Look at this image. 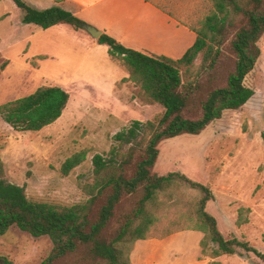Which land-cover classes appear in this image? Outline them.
Here are the masks:
<instances>
[{"label": "rangeland", "instance_id": "obj_1", "mask_svg": "<svg viewBox=\"0 0 264 264\" xmlns=\"http://www.w3.org/2000/svg\"><path fill=\"white\" fill-rule=\"evenodd\" d=\"M182 2L189 4L184 22L192 29L199 27L214 9L210 0ZM1 9L11 18L2 22L5 16L0 18V104L28 95L42 85H60L70 92L63 115L39 131L15 130L0 117V157L6 177L23 186L33 200L61 205L84 201L88 198L84 184L93 176V155L107 154L116 143L113 136L133 120L154 119L164 108L146 103L133 82L119 77L113 85L110 79L125 70L115 67L107 46L91 47L78 40L71 28L87 34L81 28L60 24L39 34L44 43L32 38L29 47L19 39L18 29L15 41L9 44L8 21L20 28L24 24L23 12L12 0H3ZM25 25L26 35L34 24ZM259 46L261 54L244 80L254 90L252 97L239 109L225 110L199 134L163 140L160 145L166 151L158 158L154 171H181L209 184L215 199L208 202L207 209L217 218L225 237L249 241L264 252V35ZM224 47L217 77H227L235 64L231 46L227 43ZM41 50L45 52L43 58L36 56ZM200 61L201 54L196 63ZM82 150L87 151L86 160L64 175V161ZM132 172L133 169L129 171ZM199 195L194 189L180 187L172 196L161 197L159 232L190 222L184 215L194 208ZM139 197L140 193L122 200L109 231L117 226L120 214L131 211ZM241 207L249 210L242 215L246 222L238 224ZM202 238L203 232L186 229L164 238L137 240L130 259L135 264H264L252 252L205 255ZM52 249L49 236L34 237L17 226L0 236V257L12 264H39ZM85 255L86 248L82 247L56 264H86Z\"/></svg>", "mask_w": 264, "mask_h": 264}, {"label": "trees", "instance_id": "obj_2", "mask_svg": "<svg viewBox=\"0 0 264 264\" xmlns=\"http://www.w3.org/2000/svg\"><path fill=\"white\" fill-rule=\"evenodd\" d=\"M12 1L23 12V23L42 28L66 23L83 29L85 21L60 6L40 10L25 0ZM210 1L213 11L193 29L196 40L179 59L127 47L102 33L97 42L107 45L111 58L119 60L129 73L122 80L133 82L144 101L160 104L163 112L147 121L133 120L113 136L116 143L107 154L93 155L92 180L83 187L88 198L79 203L61 205L30 199L23 186L7 179L0 157V236L13 226L34 237L49 236L52 252L39 264H56L82 247L86 248V264H135L130 253L137 240L194 229L203 232L201 247L205 255L252 252L264 262V252L249 241L226 238L220 230L217 218L207 209L208 202L215 199L209 184L181 171H154L163 140L201 133L225 110L239 109L254 94L244 80L261 54L264 0ZM227 43L235 64L227 77H217ZM200 54L201 61L196 63ZM69 100L70 92L64 87L42 85L28 95L0 104V117L15 130L39 131L63 115ZM261 136L264 140V131ZM86 158V150L75 152L62 164V173L68 175ZM180 187L200 194L194 208L184 215L190 222L161 233L157 224L161 197L172 196ZM139 193L131 211L120 214L117 226L109 231L118 205L125 197ZM245 210L249 209H239L238 224L246 222L242 219ZM2 260V264H12L9 259Z\"/></svg>", "mask_w": 264, "mask_h": 264}, {"label": "crops", "instance_id": "obj_3", "mask_svg": "<svg viewBox=\"0 0 264 264\" xmlns=\"http://www.w3.org/2000/svg\"><path fill=\"white\" fill-rule=\"evenodd\" d=\"M29 5L43 10L52 6H60L63 9L73 12L85 23H88L117 39L127 47L134 48L146 53L165 55L173 59L181 58L196 40V32L184 22V15L189 12V4L182 0H25ZM3 0L0 1V18L5 16L2 21L11 18V14L1 9ZM8 27V42L15 41V34L18 29L21 31L19 39L27 43L29 47L32 38L44 43L39 34L56 28V24L49 28H42L34 23H24L20 28L12 25ZM25 24H34L27 30ZM66 24V23H61ZM71 28V27H70ZM77 39L91 47H99L97 39L86 30L87 34L72 29ZM107 46V45H105ZM108 50V46H107ZM36 56L45 57V52L41 50ZM113 59V58H112ZM116 68L124 69L116 78H111L114 83L119 79L128 77L129 73L123 65L116 62ZM39 62V60H38ZM40 63V62H39ZM40 66V64H39ZM41 67V66H40ZM127 71V73H126ZM110 80L108 82H110ZM105 83L107 81H99ZM168 141L175 140L172 138ZM163 150L160 145V154Z\"/></svg>", "mask_w": 264, "mask_h": 264}, {"label": "water", "instance_id": "obj_4", "mask_svg": "<svg viewBox=\"0 0 264 264\" xmlns=\"http://www.w3.org/2000/svg\"><path fill=\"white\" fill-rule=\"evenodd\" d=\"M83 28L86 29L91 35L92 37H94L95 39H98L101 35H102V30L88 24V23H84L83 24Z\"/></svg>", "mask_w": 264, "mask_h": 264}]
</instances>
